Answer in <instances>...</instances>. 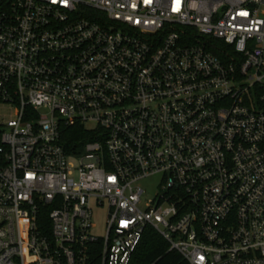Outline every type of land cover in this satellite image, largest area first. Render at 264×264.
<instances>
[{"label":"built area","instance_id":"1","mask_svg":"<svg viewBox=\"0 0 264 264\" xmlns=\"http://www.w3.org/2000/svg\"><path fill=\"white\" fill-rule=\"evenodd\" d=\"M0 106V264H264V0H0Z\"/></svg>","mask_w":264,"mask_h":264},{"label":"trees","instance_id":"2","mask_svg":"<svg viewBox=\"0 0 264 264\" xmlns=\"http://www.w3.org/2000/svg\"><path fill=\"white\" fill-rule=\"evenodd\" d=\"M208 50L219 60L226 62L233 56V50L220 41L209 44ZM101 132L87 130L80 123L66 125L60 123V144L68 154L81 149L87 142L100 140ZM88 264H99L96 253L92 254ZM129 264H189L179 253L170 251L167 242L151 227L145 228L143 236L132 253Z\"/></svg>","mask_w":264,"mask_h":264},{"label":"rangeland","instance_id":"3","mask_svg":"<svg viewBox=\"0 0 264 264\" xmlns=\"http://www.w3.org/2000/svg\"><path fill=\"white\" fill-rule=\"evenodd\" d=\"M40 113L43 116H49L48 112L45 110H41ZM14 115H15L14 109H10L5 106H0V121L2 120L8 121ZM160 181H161V176H153L141 182V186L145 190L143 202H147L150 199H153L155 197L156 193H158ZM94 221L96 224V229L94 230V233L99 236H104L105 234V230H104L105 212L104 211L99 212L95 216Z\"/></svg>","mask_w":264,"mask_h":264}]
</instances>
